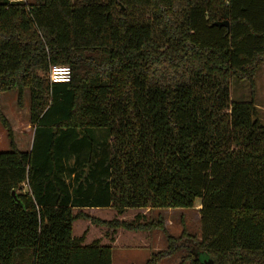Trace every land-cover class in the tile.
Returning <instances> with one entry per match:
<instances>
[{"label": "trees", "instance_id": "16d2710c", "mask_svg": "<svg viewBox=\"0 0 264 264\" xmlns=\"http://www.w3.org/2000/svg\"><path fill=\"white\" fill-rule=\"evenodd\" d=\"M57 64L69 82L49 80ZM263 64L264 0L1 1L0 94L16 91L21 107L29 92L34 136L19 150L0 109V264H112L111 245L72 235L76 219L109 227L111 241L118 228L162 230L168 248L145 263L157 264L184 229L175 237L160 216L99 220L81 209L196 199V250L213 264H264ZM232 79L248 83L249 101H231Z\"/></svg>", "mask_w": 264, "mask_h": 264}, {"label": "rangeland", "instance_id": "374dc122", "mask_svg": "<svg viewBox=\"0 0 264 264\" xmlns=\"http://www.w3.org/2000/svg\"><path fill=\"white\" fill-rule=\"evenodd\" d=\"M3 0H0V2ZM32 2L33 0H25ZM121 9L124 6L121 5ZM163 70L159 74H163ZM181 74V72H179ZM184 81L187 80L186 75ZM230 99L231 101H249L251 99L249 85L246 81L230 80ZM255 106L261 124L264 125V64L260 67L255 75ZM0 109L9 122L14 142L18 147L28 148L32 139V128L28 129L29 123V92L24 93L23 104L17 105L16 91H7L0 94ZM9 149V140L6 131L0 123V151ZM88 209H91L89 211ZM86 208L89 216L99 220H113L118 218L119 221H131L135 215H144L145 219L161 217L167 234L175 237L180 236L184 229L187 235L178 239L174 246V253L163 257L157 264H189L191 251L192 254L201 260L208 259V256L196 250L193 239H200V199H196L191 208H169V209H150V208H129L121 213H117L115 208L93 209ZM74 212H77L74 210ZM85 233L84 244H89L95 239H100L102 244L111 245L112 247V264H145L151 254L168 248V242L163 231H153L144 233L143 231H128L118 228L115 231L114 240H110L112 229L107 226H100L92 223L90 220L76 219L72 225V235L80 236Z\"/></svg>", "mask_w": 264, "mask_h": 264}, {"label": "built area", "instance_id": "2783aa9c", "mask_svg": "<svg viewBox=\"0 0 264 264\" xmlns=\"http://www.w3.org/2000/svg\"><path fill=\"white\" fill-rule=\"evenodd\" d=\"M48 77L54 83H66L70 81L71 69L68 65H52L48 71Z\"/></svg>", "mask_w": 264, "mask_h": 264}, {"label": "crops", "instance_id": "0c3cea01", "mask_svg": "<svg viewBox=\"0 0 264 264\" xmlns=\"http://www.w3.org/2000/svg\"><path fill=\"white\" fill-rule=\"evenodd\" d=\"M9 1H12V0H9ZM23 1H25V0H23ZM25 2H26V1H25ZM28 3H30V2H28ZM29 123H30V122H29ZM30 128H32V131H33V133H32V139H31L30 145H29L28 148H25V149H22V148L18 147V149L21 150V151L29 152L30 149H31L32 141H33V136H34V126H33L31 123H30V126H29L28 129H30ZM90 208H93V209H97V208H98V210H100V209H108V208H110V207H102V208H99V207H90ZM85 209H86V208H82L81 210H82V211H85ZM87 209H88V208H87ZM74 210L78 211V210H80V209H74ZM88 210L91 211V209H88ZM153 231H161V230L153 229V230H151V231L144 232V233H150V232H153ZM114 236H115V235H114Z\"/></svg>", "mask_w": 264, "mask_h": 264}, {"label": "water", "instance_id": "95a60500", "mask_svg": "<svg viewBox=\"0 0 264 264\" xmlns=\"http://www.w3.org/2000/svg\"><path fill=\"white\" fill-rule=\"evenodd\" d=\"M213 25L225 26L226 28H229V22L227 20H225V21H216V22L213 23ZM12 196L14 198H17L14 190L12 191ZM203 264H213V262H212V260L210 258H208L205 261H203Z\"/></svg>", "mask_w": 264, "mask_h": 264}]
</instances>
